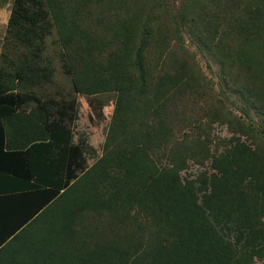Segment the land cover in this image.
<instances>
[{
    "label": "trees",
    "instance_id": "16d2710c",
    "mask_svg": "<svg viewBox=\"0 0 264 264\" xmlns=\"http://www.w3.org/2000/svg\"><path fill=\"white\" fill-rule=\"evenodd\" d=\"M79 96L90 120H110L92 164L75 141ZM215 122L231 136L209 138ZM257 261L264 0H13L0 53V264Z\"/></svg>",
    "mask_w": 264,
    "mask_h": 264
},
{
    "label": "rangeland",
    "instance_id": "374dc122",
    "mask_svg": "<svg viewBox=\"0 0 264 264\" xmlns=\"http://www.w3.org/2000/svg\"><path fill=\"white\" fill-rule=\"evenodd\" d=\"M0 0V53L3 49V42L7 33V24L8 19L11 14V9L13 5V0H7L6 3ZM189 41V40H188ZM200 66L210 77H215L216 69L212 64V68H209L207 59L199 54L198 57ZM55 65L57 67V75L58 79L62 82L66 81L68 88L72 87L70 81L68 83V79L63 75L61 71V65L57 58L55 61ZM108 94V93H106ZM101 95V97H111L112 95ZM79 110H78V119L75 121L73 128L75 131V141H84L83 144L86 149V153L88 156L89 164L94 163L101 155L102 149L106 137V133L109 127L110 120L97 118V120L92 121L89 119L88 109L86 107L85 99L83 96H79ZM205 122H208L206 120ZM212 129L209 135L213 141H218L220 139H224L226 137L231 136V132L229 131V127L227 124H220L219 122H215L212 125ZM188 135H196L194 131H188ZM200 170V167L196 164H193L190 171L192 173H197ZM255 264H261V262H255Z\"/></svg>",
    "mask_w": 264,
    "mask_h": 264
}]
</instances>
